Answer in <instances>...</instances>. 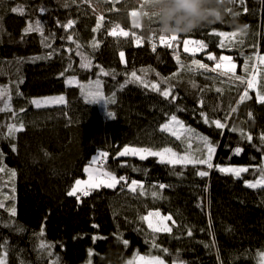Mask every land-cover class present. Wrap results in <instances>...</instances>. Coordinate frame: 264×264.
<instances>
[{
  "label": "trees",
  "instance_id": "16d2710c",
  "mask_svg": "<svg viewBox=\"0 0 264 264\" xmlns=\"http://www.w3.org/2000/svg\"><path fill=\"white\" fill-rule=\"evenodd\" d=\"M90 4L80 0H0V88L10 90L16 113L13 119V112H0V168L4 169L0 171V203L4 205L0 207V254L7 250V264H52L56 257L58 264H85L91 257L93 264H129L140 256H160L166 264L174 260L260 264L264 190L244 185V180H254L258 173L250 170L236 179L204 165H168L159 163L158 157L141 160L120 153L125 147H169L180 155L199 156L202 145L194 134L182 133L177 140L160 130L169 122V114H175L195 133L218 145L214 165L261 164L262 154L256 146L264 133V104L257 101V93L264 94V61L258 59L264 57V0H244L243 4L234 0L222 22L177 35L176 41H168L171 46L159 42L161 34L170 36L162 33L170 0H90ZM13 6L23 8L25 14L12 13ZM133 11L139 13L138 23L133 22ZM37 20L45 37L54 34V42L46 41L51 47L42 43L44 38L38 32L25 33L27 22L35 25ZM69 20L75 23L66 31L62 25ZM115 25L129 35H110ZM219 31L226 35L212 34ZM69 34L81 45L79 50L87 58L84 62L90 61L89 67H80L82 57L75 55L76 44L67 40ZM136 36L141 37L140 43ZM185 39L204 41L207 47L189 53L184 49ZM208 54L216 59L209 60ZM220 57H229L236 64L235 75L254 77L255 86L247 89L250 98L240 102L245 85L228 74L226 62L216 71L193 64L198 60L211 69ZM101 68L110 75H102ZM132 71L149 87L139 82L124 84ZM74 77L80 85L68 86V79ZM97 79L106 98L115 93L114 104L106 107L88 102L83 86ZM151 84H158L161 91L170 88L171 96L165 99ZM59 96L66 99L60 105L36 108L31 104L32 99ZM172 96L176 99L170 103ZM201 112L222 122L228 115V127H210ZM20 121L24 130L9 137L7 126ZM231 127L250 132L253 141L247 142L239 131H230ZM237 146L244 149L239 156L232 151ZM102 152L108 155L101 165L129 182L140 181L143 189L133 192L118 184L92 190L79 200L68 196L75 180L86 178L84 168ZM200 170L210 174L201 177ZM160 184L166 187L159 189ZM153 191L160 193L159 198L152 196ZM12 207L15 216L8 211ZM156 212L160 218L170 215L176 221L173 225L165 220L171 233L153 232L142 219L149 213L156 216ZM189 229L191 236L187 235ZM153 241L158 247L152 246ZM41 242L52 245V256L48 249H39Z\"/></svg>",
  "mask_w": 264,
  "mask_h": 264
},
{
  "label": "snow or ice",
  "instance_id": "6c2138e0",
  "mask_svg": "<svg viewBox=\"0 0 264 264\" xmlns=\"http://www.w3.org/2000/svg\"><path fill=\"white\" fill-rule=\"evenodd\" d=\"M80 2L89 3V5L91 6L90 0H80ZM243 2H244V0H240L241 4H243ZM244 10L247 11L246 8ZM10 11L12 13H17L19 15L25 14V10L19 6L11 7ZM39 11L43 14L45 12V9L41 8V9H39ZM136 14L137 13L135 11L131 12L132 16H136ZM238 14L239 13H237V15ZM99 19L102 20L103 16H100ZM57 23L59 24V21H57ZM74 23L75 22L73 20H69V21H67L66 24L62 25V27L67 31L68 29H71L73 27ZM97 27H99V24H97ZM33 31L38 32L39 35L42 38H44V39H42V43H45L46 47H51V43H46V41L52 40L54 42V34H50L49 37H45L43 27L41 26V22L39 20L35 21V25H33V22H31V21L27 22V27L25 29V33L27 34V33L33 32ZM94 31H95V29H94ZM109 34L113 35V36L122 35L125 37L129 35V33L124 31L123 29H121L119 25H115ZM212 34L219 35V36L226 35L222 31L213 32ZM231 35L235 36L236 33L233 32V33H231ZM135 38H136L138 43L141 42V37L136 36ZM67 40L72 41L73 43L76 44L77 50L75 52V55L82 57V62L80 64V67H82V68L89 67L90 61H88L87 63L84 62V60H86L87 58L84 57L83 54L81 53V51L79 50L81 45L79 43H76L73 40L72 34H69L67 36ZM169 40L170 41H176L177 35L165 36V35L161 34L159 36V42L161 44H164L165 46H171L168 44ZM190 43L194 45V47L191 49L188 47V45ZM183 44H184L185 51H192L193 53L198 49L203 50L207 47L205 42L201 41V40L185 39L183 41ZM96 46H97L96 42L94 41L93 47H96ZM221 46H223L222 42H221ZM152 50L153 51L156 50V44L155 43L152 44ZM66 51L70 52L71 49H67ZM48 55L50 57L51 53H49ZM119 56H120L121 60L123 61L124 52L123 51L119 52ZM207 58L209 60L216 59V57L213 56L212 54H208ZM258 59L261 61H264V57H258ZM177 60L179 62V58H177ZM224 62L227 63L228 74H231L233 79H235L236 81H240L242 84L245 85V90L243 91L242 95H240V97H239L240 102H243L245 100V98H250L248 96L247 89L255 86L254 77H253V79H245V77L235 75L236 64L233 63L229 57H220V62L217 63L216 67L211 68V69H209V66L207 64H203L198 60H194L193 64L196 65L198 68L204 69L206 71H216L217 68L224 67ZM244 68H245V71H247V68H248L247 63H245ZM100 73L104 76L110 75L109 72L104 71V69H102V68L100 69ZM20 82L22 83V81H20ZM136 82L141 83L145 88L149 87V85L147 83H145L141 79V77H139L137 75L136 71H132L130 73V79L126 80L124 82V84L136 83ZM68 83L71 84L72 80L70 79L68 81ZM121 87H123V85H121ZM101 88H102L101 81L99 79H97L95 81V87L90 89L89 95L91 98L88 100V102L96 104V103H100L101 101H103V103L105 104L106 107L109 104H114L116 102L115 93H112V95L110 97L106 98L103 91L101 90ZM151 88L154 91L160 92V94L165 99H168L171 96V89L170 88L167 90L161 91L160 86L158 84H151ZM217 91L219 92L220 89H217ZM17 94L19 95L20 93L17 92ZM175 99H176V97L172 96L170 103L174 102ZM11 100H12V95H11L10 90L0 88V101H3V106H0V112H4V111L13 112ZM257 101L260 104H264V94L257 93ZM54 103H64V97L60 96V97H55V98L32 99L31 100V104L34 105L36 108L47 107V106L54 104ZM198 103L200 104L201 107H203V100H200ZM177 110L183 111V109H180L178 106H177ZM21 111H23V109H21ZM231 111L235 112L236 109L232 108ZM200 115L203 118V122L205 124L209 125L210 127L214 126L216 129H219V130H223V129L228 127V124H227V120L229 119L228 115H225L223 117V122L219 118L209 119L207 113H205V112H201ZM15 116H16V113L13 112V119H15ZM107 116L109 118H111V117H113V113L111 111H107ZM249 116H251V113H249ZM173 125L175 127H173ZM24 127L25 126H24L22 121H20L19 123H12V124L7 126V134L9 137L14 138L15 133L23 131ZM160 130L164 131V132H170L171 135L176 137L177 140L181 139L182 133L194 134L202 145V147L200 149H198V151L200 152V155L196 156V157H192L188 154L180 155L179 153L173 151V149L169 148V147H164L161 150H152L150 148H129V147H125L124 150L120 153V155L121 156L129 155V154L137 155V156H139V158L141 160L146 159L148 156H154V157L159 158V161H158L159 163L168 164V165H175L177 163L204 165V166H206V169L215 168L217 171L224 173V174L232 175L236 179H242L243 178L242 174L243 173H249L251 170L253 173L259 174L258 178L254 179V180H244L245 187H247L249 189H254V190H264V133L260 134V136H259L260 144L258 146H256L257 151H260L262 154L261 164L249 165V166L223 167V166H220L218 164H216V165L213 164L214 154L217 151L218 145L215 144L208 136L200 135L199 133H195V130L189 126H186L184 124V122L177 117V115L169 114V122L164 123L161 126ZM229 130L233 131V132L239 131L240 136L249 143H251L253 141V136L251 135L250 132H245L243 129H237L236 127H231ZM187 146L189 149L192 147L191 143H188ZM13 150H15V146H13ZM232 151H233V154L239 156L244 151V149L242 147L237 146ZM107 155L108 154L106 152H102L100 154L101 157H106ZM253 159H255V158H253ZM98 162H99L98 157L93 158L91 161V164L84 168V172L88 175V179L87 180H81V179L75 180L74 185L67 192L68 196H75L79 200L80 199L79 194H82L83 196H88L91 194L92 190H96V189H99L101 187L114 188L117 184H122V186L129 187V189L133 192H135L137 190V188L143 189V184L140 181L131 180L129 182L127 177H124V176L118 177L113 172H110V171L100 172L99 170H94L93 166L96 165ZM3 170H4L3 168H0V171H3ZM197 174L201 177H205V176H208L210 173L207 170H200V171H198ZM11 175L13 177H15L16 174L13 171V172H11ZM165 187H166V185H164V184L159 185V189H164ZM141 194H143V192H141ZM151 194L154 198H159V196H160V193L158 191H153ZM0 207H4V205L2 203H0ZM8 211L10 212V214L12 216H15L16 212H15L14 207H12L11 209H8ZM152 215H153V213H149L147 216L142 217V219L148 223V227L153 232H161V231L167 232V233L172 232V228L167 226L166 224H164L160 227L154 226L152 221L149 219V217ZM154 215L160 216V213L156 212ZM163 220L172 221L173 225L176 224V221L173 220L170 215L162 217V221ZM41 235H43V231L41 232ZM187 235L188 236L192 235V232L190 229L188 230ZM96 239H97V237L94 236L93 241H95ZM3 243L7 244L6 241H4ZM127 243H128V241L125 240L124 244L127 245ZM152 246L158 247V245H156L154 243V241H153ZM38 247L40 250L48 249L47 254L49 256H52V252H51L52 245L46 244L45 242H41ZM163 251L165 253L168 252V250L166 248L163 249ZM91 254L92 253L90 251L89 255H91ZM7 255H8V252L5 249L2 252V254H0V264H7ZM259 257H260V260L262 262H264V252L259 253ZM138 258L140 261H143L144 264H165V261L160 256H153L150 258H145L143 256H140ZM58 261H59V257H56L55 260L52 262V264H58ZM129 264H134V261H130ZM173 264H184V262L174 260Z\"/></svg>",
  "mask_w": 264,
  "mask_h": 264
},
{
  "label": "clouds",
  "instance_id": "9594fccd",
  "mask_svg": "<svg viewBox=\"0 0 264 264\" xmlns=\"http://www.w3.org/2000/svg\"><path fill=\"white\" fill-rule=\"evenodd\" d=\"M234 0H170L164 11L162 32L181 35L223 21Z\"/></svg>",
  "mask_w": 264,
  "mask_h": 264
},
{
  "label": "rangeland",
  "instance_id": "374dc122",
  "mask_svg": "<svg viewBox=\"0 0 264 264\" xmlns=\"http://www.w3.org/2000/svg\"><path fill=\"white\" fill-rule=\"evenodd\" d=\"M137 14H136V16H132V19H133V22L134 23H138V19H139V13L138 12H136ZM188 47L191 49V48H193L194 47V45L193 44H189L188 45ZM199 50V49H198ZM198 50H196L194 53L192 52V51H187V52H189V53H192V54H195L196 52H198ZM70 79H68V81H69ZM71 80H72V83L70 84V83H68V81H67V85L68 86H78V85H80V82H79V80H78V78H76V77H74V79L73 78H71ZM102 86V85H101ZM95 87V82H91V83H89V84H87V85H85V86H83V89H84V94L88 97V98H91L90 97V95H89V92H90V89H92V88H94ZM101 90L103 91V88H101ZM60 97V96H59ZM64 97V96H63ZM47 98H55V97H47ZM42 99H45V98H42ZM66 99H65V97H64V101H65ZM102 103H103V101H101L100 103H96V104H99V105H101V106H103L102 105ZM60 104H62V103H54V104H51V105H49V106H54V105H60ZM129 148H132V147H129ZM131 154H129V155H123V156H126V157H128V156H130ZM121 156V155H120ZM132 156H134V157H138L139 158V156H137V155H132ZM99 158V162L96 164V165H94L93 166V169L94 170H99L100 172H103V171H108L103 165H101V161L104 159V158H106V157H101L100 156V154L99 155H97V156H95L94 158ZM85 175H86V178L85 179H82V180H87L88 179V175L85 173ZM118 185V184H117ZM116 185V186H117ZM115 186V187H116ZM114 187V188H115ZM102 188V187H101ZM106 188V187H105ZM79 195H82V194H79ZM150 220L152 221V223H154V225L155 226H158V227H160V226H162V225H164V224H166L165 223V220H163L162 221V218H160V216H153V217H150ZM146 258H148V257H146ZM55 259H52V261H54ZM85 264H93V262H92V257L90 258V261L89 262H87V263H85ZM134 264H144V262L143 261H140L139 260V258H137L136 260H134ZM166 264V263H165ZM260 264H264V262H262L261 260H260Z\"/></svg>",
  "mask_w": 264,
  "mask_h": 264
}]
</instances>
